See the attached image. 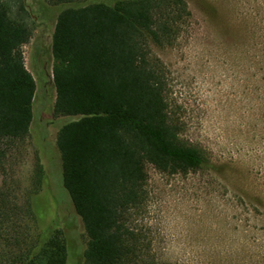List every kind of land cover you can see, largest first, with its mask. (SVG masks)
<instances>
[{"label":"rangeland","instance_id":"obj_1","mask_svg":"<svg viewBox=\"0 0 264 264\" xmlns=\"http://www.w3.org/2000/svg\"><path fill=\"white\" fill-rule=\"evenodd\" d=\"M2 1L32 29L23 52L37 89L30 135L9 154L0 195L20 207L32 196L34 214L18 217L21 231L26 224L34 235L63 231L67 264H83L87 238L63 187L56 146L59 130L74 119L54 115L51 38L64 6ZM186 2L189 15L172 38L151 42L150 56L162 70L179 138L206 162L187 173L146 164V198L128 224L149 263L264 264V0ZM4 235L6 241L14 232Z\"/></svg>","mask_w":264,"mask_h":264},{"label":"trees","instance_id":"obj_2","mask_svg":"<svg viewBox=\"0 0 264 264\" xmlns=\"http://www.w3.org/2000/svg\"><path fill=\"white\" fill-rule=\"evenodd\" d=\"M64 6L51 38L54 115L73 117L58 132L62 184L87 238L83 264H156L141 257L128 221L146 198V164L167 173L201 168L206 158L179 138L151 42L174 36L189 15L186 0H51ZM32 29L0 0V175L14 144L29 137L36 82L23 46ZM44 179L38 162L35 185ZM3 196V198H2ZM0 195V264H67L61 230L34 235L33 216Z\"/></svg>","mask_w":264,"mask_h":264}]
</instances>
